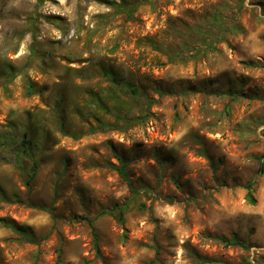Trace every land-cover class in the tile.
Returning a JSON list of instances; mask_svg holds the SVG:
<instances>
[{
	"label": "rangeland",
	"instance_id": "1",
	"mask_svg": "<svg viewBox=\"0 0 264 264\" xmlns=\"http://www.w3.org/2000/svg\"><path fill=\"white\" fill-rule=\"evenodd\" d=\"M0 264H264V0H0Z\"/></svg>",
	"mask_w": 264,
	"mask_h": 264
},
{
	"label": "trees",
	"instance_id": "2",
	"mask_svg": "<svg viewBox=\"0 0 264 264\" xmlns=\"http://www.w3.org/2000/svg\"><path fill=\"white\" fill-rule=\"evenodd\" d=\"M117 170L119 171L120 175L123 177H127V172H126V164L123 163V165L121 167H118ZM248 190H249V198L250 200L253 202V198H252V184H248L247 186ZM119 214H120V219L122 220V216H123V208H119ZM16 232H18L22 238H25L27 241L34 243L35 242V238L33 237V235H31L30 233H28L27 231H25L24 229H15ZM93 238H94V245L96 250H98V236L97 234L94 232L93 230ZM221 241L226 245V246H232V245H236V246H241V247H246V245L240 241L238 239L237 236H233L231 239H227V238H222ZM203 262H208L207 259H202Z\"/></svg>",
	"mask_w": 264,
	"mask_h": 264
}]
</instances>
